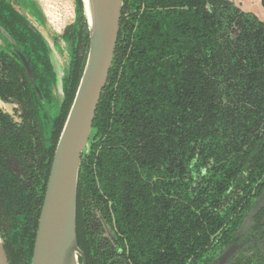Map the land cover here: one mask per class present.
Returning a JSON list of instances; mask_svg holds the SVG:
<instances>
[{
	"label": "trees",
	"instance_id": "16d2710c",
	"mask_svg": "<svg viewBox=\"0 0 264 264\" xmlns=\"http://www.w3.org/2000/svg\"><path fill=\"white\" fill-rule=\"evenodd\" d=\"M132 2L129 17L121 10L113 62L81 158L77 244L81 251L94 246L86 239V212L96 197L111 201L133 264L193 263L264 186V21L230 0ZM74 5L73 26L78 18L85 34L63 35L71 61L61 118L46 144L43 112L34 107L37 97L13 45L0 53V99L22 110L15 123L0 109V236L9 264H30L54 147L83 70L88 30L81 0ZM11 15L24 39L0 26L52 97L45 41L25 15L14 9Z\"/></svg>",
	"mask_w": 264,
	"mask_h": 264
},
{
	"label": "water",
	"instance_id": "95a60500",
	"mask_svg": "<svg viewBox=\"0 0 264 264\" xmlns=\"http://www.w3.org/2000/svg\"><path fill=\"white\" fill-rule=\"evenodd\" d=\"M81 2L88 30V49L83 70L51 161L30 264H85L76 238L77 181L82 154L86 151L91 138L96 107L113 62L122 0H81ZM33 13L35 16H31L39 26L44 28L43 25H47V20L38 5ZM26 17L29 20L28 16ZM30 23L40 33L47 46L54 73L53 86L58 91L54 99L59 106L63 97L64 77L68 74L71 61V42L63 40L64 44L70 47V60L65 74L64 66L58 56L59 49L53 48L41 29L31 21ZM0 34L6 39L7 45L9 43L13 45L11 48L20 57L29 80L33 82L30 66L25 57L16 49L15 40L1 26ZM263 201L264 190L248 215H254ZM0 264H9L1 236Z\"/></svg>",
	"mask_w": 264,
	"mask_h": 264
},
{
	"label": "flooded vegetation",
	"instance_id": "af4514ba",
	"mask_svg": "<svg viewBox=\"0 0 264 264\" xmlns=\"http://www.w3.org/2000/svg\"><path fill=\"white\" fill-rule=\"evenodd\" d=\"M132 1L134 0H123L122 7L124 8L125 6L123 12L124 17H129L131 15L130 13L135 11L134 3ZM231 3L233 4V6L242 11L252 13L250 11L242 9L240 3H235L234 1H231ZM16 4L18 5V3ZM12 9L20 13L19 8L14 5L13 0H0V22L8 27L15 36L21 39L23 38V35L22 33H18L16 31V28L19 24L15 22L13 15H11ZM252 14H254L259 20L264 21V16L259 17L255 13ZM75 22L65 27V29L63 30V35L67 34L74 38H76L77 36H84V30L81 32L79 31V25L82 24V21H79L77 18V23L75 26H73ZM82 42L83 41L80 42L81 44L78 48V51L80 52L84 51L82 45L84 44V42ZM12 51L14 52L13 49ZM12 51L9 50L5 53H10ZM0 53L5 54L4 51H0ZM20 53L28 62L25 54H23L21 51ZM19 60L21 63L20 57ZM38 60H40V58H38ZM46 71L47 69L43 68L40 74H38L37 76H39L40 78H44L46 75ZM26 77L28 78L27 74ZM32 78L33 82H31L29 78L28 80L33 86L34 95L37 97V101H35L34 107L36 111L38 110V114L39 111L43 112L42 118H39V125L40 130L42 131L41 141L46 144V142L52 139V136L49 137V131L51 127H53L51 128V133L55 131V121L60 117V114H57L58 106L53 97L52 89L50 88V96L52 97H49L48 88L40 87L39 85H37L34 82L33 73ZM44 97L50 99L51 102L47 103L48 101H46ZM5 104L11 106V112L6 110ZM0 109L9 115L13 122H21L20 115L22 110L21 105L18 102H5L0 99ZM57 142L55 144L54 151ZM263 190L264 186L261 188L260 193H258V191L255 192L256 190L251 193L249 201L246 202V204L243 206L244 208L239 211L238 215L235 217V222L231 225V227H228L229 229L225 234L231 232V234L233 235L232 237H229L224 233L220 234L221 232L215 233L213 236H211L210 243L202 253L201 257L193 263L189 259L185 261L184 264H264V201L254 215H248L251 209L254 207L255 201L259 198ZM247 205H249L248 208L246 207ZM86 213L88 218V225L86 229L87 233L89 232L86 236V239H90L92 237L94 239V246L88 244L86 248L82 249L85 264H133L128 254L127 245L119 239L117 228L115 225L116 222L111 207V201L106 200V202H99L96 197H93V201L87 203ZM228 249L229 252L227 253Z\"/></svg>",
	"mask_w": 264,
	"mask_h": 264
},
{
	"label": "rangeland",
	"instance_id": "374dc122",
	"mask_svg": "<svg viewBox=\"0 0 264 264\" xmlns=\"http://www.w3.org/2000/svg\"><path fill=\"white\" fill-rule=\"evenodd\" d=\"M13 0L14 5L19 8L20 13L28 16L29 20L38 28L41 29L42 33L45 35L49 44L54 48L59 49V58L67 73V67L70 60V47L64 42L69 40L63 37V30L66 26L72 24L75 19V5L74 0ZM18 3V5L16 4ZM252 6H256V9L259 4H256L254 1L251 2ZM39 6L43 15L45 14L47 25H43L44 28L38 25L37 21L31 16H35L33 11L36 6ZM262 7V6H261ZM34 9V10H33ZM33 10V11H32ZM254 9L250 12L254 13ZM30 13V14H29ZM257 15V14H256ZM49 20V22H48ZM44 24V20H42ZM49 26V27H48ZM10 50L9 45L6 43V39L3 38L0 34V51L8 52ZM53 97L58 95V91L55 86L52 88ZM6 110L11 112L12 108L9 105H6Z\"/></svg>",
	"mask_w": 264,
	"mask_h": 264
},
{
	"label": "crops",
	"instance_id": "0c3cea01",
	"mask_svg": "<svg viewBox=\"0 0 264 264\" xmlns=\"http://www.w3.org/2000/svg\"><path fill=\"white\" fill-rule=\"evenodd\" d=\"M234 2L240 3V6L247 11H251L252 9L255 8L254 13L257 14L259 17H263L264 16V8L261 7L260 5V0H233ZM253 1L256 4H259L257 9L256 6H252L251 2L253 3Z\"/></svg>",
	"mask_w": 264,
	"mask_h": 264
}]
</instances>
